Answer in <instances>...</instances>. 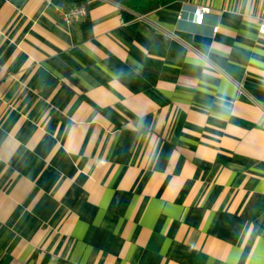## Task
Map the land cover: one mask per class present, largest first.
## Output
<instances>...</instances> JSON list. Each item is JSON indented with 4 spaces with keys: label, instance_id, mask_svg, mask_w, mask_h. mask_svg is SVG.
<instances>
[{
    "label": "crops",
    "instance_id": "1",
    "mask_svg": "<svg viewBox=\"0 0 264 264\" xmlns=\"http://www.w3.org/2000/svg\"><path fill=\"white\" fill-rule=\"evenodd\" d=\"M263 5L0 0V264H264Z\"/></svg>",
    "mask_w": 264,
    "mask_h": 264
},
{
    "label": "trees",
    "instance_id": "2",
    "mask_svg": "<svg viewBox=\"0 0 264 264\" xmlns=\"http://www.w3.org/2000/svg\"><path fill=\"white\" fill-rule=\"evenodd\" d=\"M95 0H53L56 5L66 6L71 4L90 5ZM126 8L123 15L125 19H130L135 14H146L174 0H114Z\"/></svg>",
    "mask_w": 264,
    "mask_h": 264
},
{
    "label": "built area",
    "instance_id": "3",
    "mask_svg": "<svg viewBox=\"0 0 264 264\" xmlns=\"http://www.w3.org/2000/svg\"><path fill=\"white\" fill-rule=\"evenodd\" d=\"M59 11L61 12L64 21L67 24H72L78 22L87 17L89 6L86 4H71L66 6L57 5ZM207 6H198L196 9V19L198 22H202L205 12L208 11ZM259 24L260 32L264 33V5L259 14Z\"/></svg>",
    "mask_w": 264,
    "mask_h": 264
},
{
    "label": "water",
    "instance_id": "4",
    "mask_svg": "<svg viewBox=\"0 0 264 264\" xmlns=\"http://www.w3.org/2000/svg\"><path fill=\"white\" fill-rule=\"evenodd\" d=\"M197 39L198 40H202V41H209L210 40V38L208 36H204V35H201V34L197 35Z\"/></svg>",
    "mask_w": 264,
    "mask_h": 264
}]
</instances>
